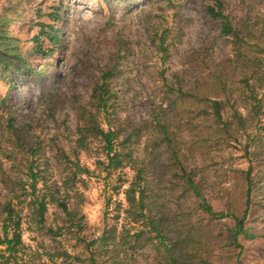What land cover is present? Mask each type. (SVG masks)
<instances>
[{
  "label": "rangeland",
  "instance_id": "1",
  "mask_svg": "<svg viewBox=\"0 0 264 264\" xmlns=\"http://www.w3.org/2000/svg\"><path fill=\"white\" fill-rule=\"evenodd\" d=\"M223 2L225 14L242 37L243 54L250 50V58L260 65L264 54L254 46L264 34V0ZM209 4L207 0H0V18L6 14L5 28L15 38L23 61L21 72L0 65V221L5 217L4 204L11 201L22 219V262L90 264L93 251L98 262L111 263L96 245L87 249L109 230H115L117 238L116 246L108 247L117 264L169 262L147 221L134 223L123 213L124 192L135 172L129 167L105 172L103 142L85 132L89 113L96 112L90 100L93 87L112 72L107 82L116 97V113L110 123L112 128L121 126L120 141L125 133L140 130L131 149L147 165L149 218L160 220L164 244L171 247L178 240L184 245L191 232L184 248L193 254L189 244L198 246L193 264H264V187L258 190L260 183L264 186V100L259 113L252 111L256 103L247 99L243 78L254 68L243 71L234 39L223 36L222 25L208 16ZM248 82L257 90V100L264 99V84ZM222 83L226 89H221ZM181 92L223 103L221 123L201 115L203 104ZM233 108L245 119L241 125L233 118ZM156 119L167 124L172 148L199 194L214 213L226 217L217 219L204 212L201 198L191 189L183 192L185 180L172 178L179 168L172 149L159 141ZM96 120L107 129L102 113ZM82 138L84 145L79 143ZM33 150L37 155L32 157ZM61 154L70 161L77 159L88 175L71 181L73 169ZM30 162L38 167L36 194L48 203L44 229L32 222ZM247 175L255 188L243 229L257 238L240 236L236 248L231 245L236 223L227 214L232 211L241 218ZM50 192L76 215L72 222L50 204ZM58 230L59 236L48 233ZM62 252L71 259L61 257Z\"/></svg>",
  "mask_w": 264,
  "mask_h": 264
},
{
  "label": "trees",
  "instance_id": "2",
  "mask_svg": "<svg viewBox=\"0 0 264 264\" xmlns=\"http://www.w3.org/2000/svg\"><path fill=\"white\" fill-rule=\"evenodd\" d=\"M207 1L210 2L209 6L207 7L208 16L211 19L219 21V23L222 25L220 31L223 36L232 37L234 39L237 57L243 60L241 63L243 71H250L254 68V71L250 72V76H244L243 83L248 89L249 94L247 99H253L256 103V105L252 108V111L257 110V113H259L263 106L264 99L260 98L257 100V90L249 85L248 80L254 79L257 83L264 84V60H262L263 65L262 63L259 65V62H256L255 58H250V50H247V53L243 54L241 50L242 48L239 46V44L242 42V37H240V34H238V32L234 29L231 21L229 20V17L225 14L223 0ZM6 21V14H3V16L0 18V65H3L6 71H8L10 68H13L16 72H21V63L23 61L20 59V55L18 54L19 51L15 38H12L5 28ZM47 37L50 38V36ZM260 39H262V42L260 44H255L254 48L259 51V54H264V34L260 36ZM163 42L164 38L161 39V48H163ZM111 76L112 72L105 73L101 77V83L93 87L90 95V100L94 102L96 112L94 114L89 113L88 118L84 123V125H86L85 132H87L93 138H99L103 142V150L106 163H101V165L103 166V170L105 172L116 171L119 169H124L126 167H129L135 172L133 181L131 182L129 188L124 192L127 208L123 213L125 215H128L134 223L147 221L150 229L156 233V238L160 239L162 242L164 253L166 254L169 261L167 264H193L192 258L199 251L198 246L193 245V243L189 244L191 245V252L193 254H186L184 248L187 247L186 241L189 240L190 237H192L191 232L186 235L184 245H181V242L177 240L176 242H172V246L170 247L164 244V239L158 229L160 220L149 218L151 214V201L145 192V186L147 185L146 177L148 174L147 165L142 159L134 156V150L131 149L132 138H134V141H137V137L141 133L139 129H134L131 133H125V138L120 141L119 137L122 134L121 126L112 128L110 117L111 115L116 113V109L114 108L116 97L112 92V88L110 87L109 82H107V80L111 78ZM221 86V89H226L224 83H222ZM181 94L187 98H191L194 101L203 104V108L200 112L201 115L210 116L217 123H221L223 118V103L218 100L211 101L199 95L193 96L189 92H181ZM243 101H245V99ZM99 113H102L104 115L105 123L107 125L106 130L102 129L96 120ZM84 114V110H82V117ZM233 118L240 125L245 121V119L242 118L241 114L235 111V109ZM155 124V127L158 128L159 135L161 136L159 138L160 143L166 145V148L172 149L171 154L173 160L179 168V173L173 175L172 178L185 180V188H183V192H188L191 189L197 198H201L202 205L199 207L204 212L211 215L212 217H216L217 219L226 217V215L223 213H214L211 206L207 205L205 199L202 198V196L199 194V189L197 185L192 181L191 174H188L187 171L183 168L180 157L177 155L178 153L172 148V140L167 129V124H165L164 122H159L158 119L155 120ZM80 131L81 130H79V132ZM14 135L17 138V134ZM79 143L81 145H84L83 138L79 140ZM81 147H84L82 149H85V146ZM35 151L36 150H33L31 154L32 157L37 155ZM147 152L148 148L145 147L144 153ZM151 153L152 152H150L149 154L150 157L152 156ZM61 159L68 163L73 169V173L70 177L71 181H73L78 175H88L87 170L80 166L77 159L76 161H70V159L64 154H61ZM37 169L38 167H35V163L30 162L28 167V171L32 181L30 184V190L32 193L31 195L35 197L34 199H32L30 206L33 212L32 222L35 223L38 229H44L45 214L47 212L48 203L46 202L44 196L41 197L39 194H36L38 191L37 183L39 182V176L36 172ZM246 185L247 188L245 192V209L241 218H238V216H236L232 211H229L227 214L229 217L235 220L236 223L231 235V245H234L236 248H240V246L238 245V237L240 236H243L246 239L257 238V236L248 234L247 231L243 229L244 222L247 219L249 211L253 204V193L255 188L253 180H251L248 175L246 177ZM263 187L264 186H262V183H260L258 190L261 192ZM51 203L56 204L62 210L68 221H73L76 215L69 212L66 205L61 203L59 199L56 198L54 193L50 194V204ZM3 213L5 214V217L0 221V247H4V249H0V264H33L22 262L20 256L24 249L21 230L22 219L19 213L15 210V207L12 206L11 201H8L4 204ZM77 227V229L80 228L79 225H77ZM80 230L81 229H79L78 231ZM59 231L60 230H58V232L48 231V233H51L54 236H59ZM106 234L107 235H102L100 238H97L88 243L87 249L88 247H94L96 245V247L100 248V250L104 252V257H107L109 255L108 260H113V262L110 263L106 260L98 262L96 258L93 257V251H91L90 254L92 256L89 260L90 264H117V261L115 260L116 256H114L113 252H111L108 248L109 246H116L115 242L117 241V238L115 236V230H109L108 232H106ZM139 237L140 234L134 236L135 239ZM119 247L121 246L118 245V248ZM204 253L208 252L204 250ZM239 255L237 256V258L239 257ZM61 257H63L64 259H71V257L66 252H62Z\"/></svg>",
  "mask_w": 264,
  "mask_h": 264
}]
</instances>
